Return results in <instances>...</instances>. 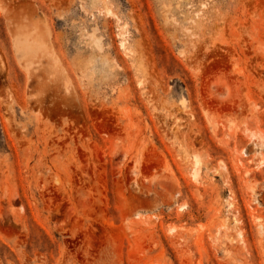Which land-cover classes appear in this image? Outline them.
<instances>
[{"label": "rangeland", "instance_id": "374dc122", "mask_svg": "<svg viewBox=\"0 0 264 264\" xmlns=\"http://www.w3.org/2000/svg\"><path fill=\"white\" fill-rule=\"evenodd\" d=\"M0 264H264V0H0Z\"/></svg>", "mask_w": 264, "mask_h": 264}]
</instances>
